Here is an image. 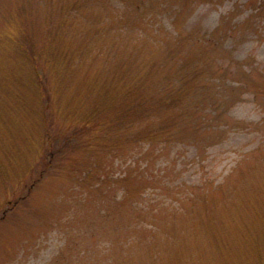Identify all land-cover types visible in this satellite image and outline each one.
Returning <instances> with one entry per match:
<instances>
[{
	"label": "rangeland",
	"instance_id": "obj_1",
	"mask_svg": "<svg viewBox=\"0 0 264 264\" xmlns=\"http://www.w3.org/2000/svg\"><path fill=\"white\" fill-rule=\"evenodd\" d=\"M262 4L0 0V264H264Z\"/></svg>",
	"mask_w": 264,
	"mask_h": 264
},
{
	"label": "trees",
	"instance_id": "obj_2",
	"mask_svg": "<svg viewBox=\"0 0 264 264\" xmlns=\"http://www.w3.org/2000/svg\"><path fill=\"white\" fill-rule=\"evenodd\" d=\"M263 2L264 0H260V4H262ZM262 6L264 7V3L262 4ZM30 55H32L34 59V60L32 59V62L35 66L34 67L35 70L37 71L36 69L37 65L35 64L36 55L32 53L31 51H30ZM36 77L39 79V82L38 84L35 83V87L40 88L39 93L41 94L40 96H38V100L39 101L41 100V104L43 103V106L47 107L49 105V102L47 100L49 96L48 92H46V89L42 85L41 74L36 73ZM140 87L141 85H139L138 82H134L132 85H129L128 87H126L123 93L116 92V90L117 91L121 90V88L118 85L117 87H115L113 86V84H110L105 89L103 88L101 89L100 87L99 90H96L98 91L99 95L98 96L93 95V99L90 102V106H92L93 109L90 111L89 119L97 120L101 118L103 115H105L107 117L106 123L108 124H105L104 126L113 127L115 126V124L126 122V124H128L126 126L127 130L129 129L132 130L134 127H136L137 129L138 128L140 129L141 127L146 126V125L152 128L154 125L150 124V120L148 119V116L142 114L144 113L143 111L144 107H142V102L139 101V98H138ZM139 106L142 107L140 110L138 109ZM40 108H43V107L40 106ZM45 109L43 111H45ZM133 114L140 115L141 117H138L136 119H131L130 116H132ZM148 120L149 122H147ZM171 127H172V124L170 125L169 122L167 121L166 123H164V127L160 131V134L161 135L165 134L164 137H166L167 133L171 130ZM148 129H146V131L144 132V137L158 138L159 134H155L154 131H151V130L148 131ZM135 137L136 136L134 135V132L132 131L126 134V138H135ZM50 153L51 155H54L53 150L50 151Z\"/></svg>",
	"mask_w": 264,
	"mask_h": 264
}]
</instances>
